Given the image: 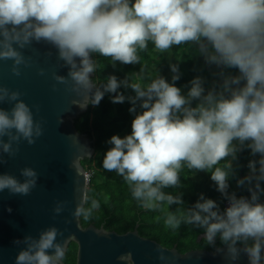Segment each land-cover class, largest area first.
<instances>
[{
    "label": "clouds",
    "instance_id": "clouds-1",
    "mask_svg": "<svg viewBox=\"0 0 264 264\" xmlns=\"http://www.w3.org/2000/svg\"><path fill=\"white\" fill-rule=\"evenodd\" d=\"M33 41L51 45L57 50V59L69 68L67 77L53 75L57 83L71 81L72 92L91 94L73 104L81 109L97 106L110 93L115 94L113 103L127 99L133 105L129 109L135 114L131 134L111 137L108 143L112 147L104 154L102 167L123 178L140 208L163 211L164 205L183 206L182 192L172 195L165 189L180 186L184 167L210 173L228 206L222 210L201 194L191 207L166 212L165 226L177 230L185 224L203 229V240L216 253L226 249L232 262L242 252L249 264L264 262V203L260 202L264 194V0H0V60L13 62V75H21V65L28 66L17 49ZM149 42L160 53L182 44L194 45L206 63L237 69L239 75L221 72L220 90L207 94L203 79L194 78L186 96L175 86L180 78L178 64L169 65L172 83L160 74L146 78L144 67L123 80L111 75L104 84L93 83L98 66L94 54L110 58L113 67L116 62L136 65ZM145 79L149 82L142 83ZM121 88L131 89L135 95L126 97L118 91ZM21 95L0 86V105H12L10 110L0 107V164L5 162L3 154H17L19 148H13L14 144L23 140L32 145L43 135L42 121L34 120ZM194 100L199 103L192 107ZM245 147L260 158L249 161V174L237 180L238 187L247 185L250 198H238L228 191L229 179L235 177L233 162ZM222 161L223 166H218ZM82 171L84 192L72 215L87 222L100 209V202L86 192L94 169ZM86 172L90 173L88 182ZM20 175L23 182L0 174V193L29 195L37 186L38 173L26 167ZM64 206L58 203L55 214ZM96 231L106 235L103 226ZM62 235L53 226L40 232L38 239L26 236L15 241L25 245L15 264H59L67 245V241L57 242ZM159 258L166 259L162 254Z\"/></svg>",
    "mask_w": 264,
    "mask_h": 264
},
{
    "label": "water",
    "instance_id": "water-1",
    "mask_svg": "<svg viewBox=\"0 0 264 264\" xmlns=\"http://www.w3.org/2000/svg\"><path fill=\"white\" fill-rule=\"evenodd\" d=\"M17 50L22 52L28 66L21 65V75L15 76L11 71L13 62L0 60V86L22 94L21 99L32 109L34 120L42 121L43 135L32 145L23 140L14 144L13 148H19L14 157L3 154L5 162L0 164V174L12 175L23 182L20 170L29 167L38 173V179L27 196L10 195L8 190L0 193V264H15L19 251L25 247L15 241H23L26 236L38 239L40 232L53 226L63 233L57 242L67 241L65 252L69 243L76 245V264H249L243 252L232 262L226 249L225 253H216L214 249L213 253L195 251L180 255L175 248L166 250L141 238L137 227L123 236L98 233L91 225L81 228L72 212L84 192L81 162L92 158L94 151L92 143L79 136L73 125L88 106L81 109L73 101L82 103L84 96L91 94L77 95L70 90L71 81L66 85L53 79L54 74L67 77L69 68L57 59V50L51 45L33 41ZM41 70L44 75H40ZM0 107L10 110L12 105L5 102ZM4 139L7 141V137ZM58 203L65 205L59 215L54 212ZM202 240L203 236L199 242ZM161 254L165 260L159 258ZM122 255L127 258L120 262L118 258Z\"/></svg>",
    "mask_w": 264,
    "mask_h": 264
},
{
    "label": "trees",
    "instance_id": "trees-1",
    "mask_svg": "<svg viewBox=\"0 0 264 264\" xmlns=\"http://www.w3.org/2000/svg\"><path fill=\"white\" fill-rule=\"evenodd\" d=\"M139 55L141 58L140 64L124 65L116 62L115 67H113L110 58L94 54L92 58L96 60L98 66L93 74V83L97 86L104 84L107 82L106 78L111 75H115L118 80H123L126 75L138 73L140 67H144L146 78L161 75L160 69L166 67L169 72V83H172L173 73L169 65L178 64L180 78L175 82V86L180 88L184 95L189 91L190 81L197 77L202 78L204 81L205 94L214 89L220 90L222 85L210 86L212 74L206 70L194 45L174 46L171 49L170 63L166 62V59L155 49L151 42H149L147 51L140 52ZM221 72L225 76L239 75L237 69L223 68ZM132 80L137 82L134 76ZM141 82L147 83L149 81L145 79ZM118 91L126 97L135 95L131 89L121 88ZM114 96L115 94L105 93L99 105L89 104L87 111L78 116L73 122L77 134L87 138L93 144L94 156L92 159L81 162V169L84 171L94 169L91 185L86 192L90 198H95L100 202V209L94 212L90 221L79 220L81 228L85 229L91 225L95 229H99L103 226L104 232L123 236L133 232L137 227V233L141 238L155 242L166 250L175 248L180 255L195 251L213 253L214 248L209 246L207 241L202 240L199 242L204 234L203 229L182 224L179 229L172 230L164 224L166 212L175 211L178 207H191L199 200L201 194L206 199L216 201L220 208L224 209V199L222 194L216 190V185L211 180L210 173L195 172L184 167L179 174L180 186L165 189L166 192L172 195H179L182 192L184 205H172L170 208L164 205L163 211H148L137 205L122 177L115 172H108L103 169L104 154L112 147L108 141L114 135L121 138L130 135L131 122L135 118V114L129 111L133 105L127 99L123 103H113ZM198 103L199 101L194 100L192 107H195ZM139 112L140 108L137 105V113ZM259 158V155L253 156L251 150L246 147L237 153V160L233 162L235 177L229 179V193L235 192L238 198L241 196L250 198L247 185L238 187L237 180L240 179V171L243 170L249 173L250 170L247 167L249 161L258 160ZM223 164L222 161L218 166L222 167ZM257 167L259 166L257 165ZM261 188H264V182H261ZM260 202L264 203V200L261 198ZM217 246H221L218 239ZM76 254V245L69 243L61 263L76 264Z\"/></svg>",
    "mask_w": 264,
    "mask_h": 264
},
{
    "label": "rangeland",
    "instance_id": "rangeland-1",
    "mask_svg": "<svg viewBox=\"0 0 264 264\" xmlns=\"http://www.w3.org/2000/svg\"><path fill=\"white\" fill-rule=\"evenodd\" d=\"M195 47V46H194ZM196 48V47H195ZM162 54V56L166 59V62L167 63H170L169 61H168V58H169V55H170V51L169 52H166V53H161ZM201 61L203 62V64L206 66V68L208 69V70H211L210 68H209V66H207V64H206V62H205V60H204V58L201 56ZM208 65H210L211 66V68L212 69H218V68H220V67H217L216 65H214V64H208ZM212 71V70H211ZM160 73H161V75L166 79V81L167 82H169L170 81V78L168 79V71H167V68L166 67H163V68H161L160 69ZM224 79V78H223ZM223 79H220V78H216L215 80H214V82H218V81H223ZM187 95V93L185 94V96Z\"/></svg>",
    "mask_w": 264,
    "mask_h": 264
},
{
    "label": "crops",
    "instance_id": "crops-1",
    "mask_svg": "<svg viewBox=\"0 0 264 264\" xmlns=\"http://www.w3.org/2000/svg\"><path fill=\"white\" fill-rule=\"evenodd\" d=\"M198 51V50H197ZM162 55V54H161ZM170 58H171V50H170V55H169V58H168V61L170 62ZM203 63V62H202ZM207 64V66H209V68L212 70H208L207 68H206V70L208 71V72H210L211 74H212V79H211V83H210V86L211 87H213V86H216V85H219V84H222L223 83V81H218V82H214V80L216 79V78H220V79H223L224 77H222L221 75H220V73H221V71H222V67H220V68H218V69H212L211 68V66L210 65H208V63H206ZM206 67V66H205ZM167 71H168V69H167ZM168 79H169V72H168Z\"/></svg>",
    "mask_w": 264,
    "mask_h": 264
},
{
    "label": "built area",
    "instance_id": "built-area-1",
    "mask_svg": "<svg viewBox=\"0 0 264 264\" xmlns=\"http://www.w3.org/2000/svg\"><path fill=\"white\" fill-rule=\"evenodd\" d=\"M85 178H86V181L88 182V179L90 178V173L86 172ZM232 193H234V192H232ZM222 197H223V195H222ZM223 199H224V208H226L228 206V201L224 197H223Z\"/></svg>",
    "mask_w": 264,
    "mask_h": 264
},
{
    "label": "flooded vegetation",
    "instance_id": "flooded-vegetation-1",
    "mask_svg": "<svg viewBox=\"0 0 264 264\" xmlns=\"http://www.w3.org/2000/svg\"><path fill=\"white\" fill-rule=\"evenodd\" d=\"M249 173L246 172V171H240L239 172V175H240V179H243L245 176H247ZM263 200H264V194H262V197H261Z\"/></svg>",
    "mask_w": 264,
    "mask_h": 264
}]
</instances>
